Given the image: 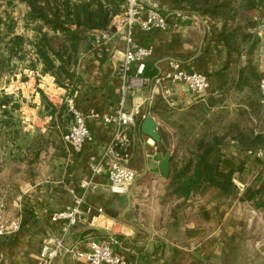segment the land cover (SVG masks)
I'll return each instance as SVG.
<instances>
[{
  "label": "crops",
  "instance_id": "obj_1",
  "mask_svg": "<svg viewBox=\"0 0 264 264\" xmlns=\"http://www.w3.org/2000/svg\"><path fill=\"white\" fill-rule=\"evenodd\" d=\"M144 2L165 13L169 29L135 34L140 45L153 50L145 69L152 83L133 88L125 99L126 111L130 105L132 110L141 108L137 123L128 130L129 166L138 177L127 193L110 191L107 165L99 175L89 166L91 157L104 156L114 134L111 124L92 113L103 115L118 107L123 80L117 66L124 47L119 35L104 42L103 46H108L97 48V54L83 52L79 61L72 63L76 78L70 88L57 84L54 76L42 74L41 64L36 67L41 76L39 83L26 70L24 76L4 85L7 93L33 98L35 105L30 110H36L38 124L29 133L42 135L44 141L38 154L29 150L28 144L23 145L21 160L9 152L13 145H0V182H4L0 198L9 194L14 198L6 203L5 216L22 220L16 235L0 237V264H37L48 236L64 237L65 249L54 264H91L77 252L90 250L95 241L109 242L113 252L128 264H264V189L248 196L264 186V160L247 153L249 149L264 148V143L247 140H264L261 92L256 99L245 90L229 96L210 93L201 98L191 94L183 83L158 81L169 60L180 62L189 72L210 75L220 68L225 49L217 43L209 18L189 14L187 7H177L173 0ZM134 69L129 76L135 75ZM260 69L264 73V36ZM70 96L87 117L92 132L81 152L63 141L61 127L52 125V115L43 102L45 97L59 108ZM198 105L204 106V112L196 109ZM147 111L162 134L156 148L171 152V166L184 150L199 149L191 138L198 139L207 129L213 144L215 137L219 139L216 148L220 149L221 170H233L236 186L242 183L245 191H251L245 195V191L237 190L236 196L226 197L216 186L205 184L188 199L170 195L168 179L146 166L143 144L148 136L141 132V124ZM242 119L243 125H238L237 120ZM87 181L89 186H85ZM77 199H82L81 223L67 227L51 221L54 211Z\"/></svg>",
  "mask_w": 264,
  "mask_h": 264
},
{
  "label": "trees",
  "instance_id": "obj_2",
  "mask_svg": "<svg viewBox=\"0 0 264 264\" xmlns=\"http://www.w3.org/2000/svg\"><path fill=\"white\" fill-rule=\"evenodd\" d=\"M3 1L5 0H0V5ZM13 1L9 0L10 3ZM19 1L27 5L26 19L29 24H35L36 35L34 40H29L23 35L15 34L14 21L8 13L5 12L6 16L0 13V78L10 71L14 59H26L28 55L26 46L30 44L36 56L30 66L35 69L41 64L42 74L54 76L56 83L66 88L72 87L76 78V74L72 71V63L79 61L82 51L98 53L93 43V35L99 31L108 30L113 17L123 10L126 2V0ZM173 2L177 7H187L189 14H197L210 20H224L221 28L216 25L213 27L217 33V43L224 47L225 55L220 68L209 75L218 95L227 96L222 93L228 86L229 89L231 87L238 92H243L247 86H250L249 80L258 81L260 79L257 68L252 64L258 37L254 33H242L244 27L241 22H237L236 25H229V22L235 17H252L250 16L252 10L260 9L261 14L264 0H173ZM258 25L259 19L255 18V21H250L249 27L256 29ZM248 41L250 43L246 44ZM244 48L247 64L245 67H238L237 77L229 78L235 62L239 64ZM255 90H260L258 84ZM43 102L48 113L52 115V125L61 127L63 137L74 119L68 104L64 103L58 108L45 97H43ZM0 106H3L4 110L9 106L12 110H17L20 103L14 95L4 94L0 97ZM196 109L200 112L205 110L203 105H198ZM55 111L57 114H54ZM7 118L3 120L6 126L3 134L7 141L13 143V149L9 151L13 153V158L21 160L20 152L25 144L29 145L27 147L29 150H36L38 154L43 147L42 135L24 133L14 116L9 115ZM195 118L198 120L199 116ZM191 140L199 149H186L178 161L174 160L170 177L167 180L168 193L188 199L196 188L211 184L219 188L223 196H236L238 189L235 183V173L233 170L224 172L220 167V149L216 148L219 139L215 137V144H213L208 138L206 129L198 139L191 138ZM247 140L256 144L264 143V140L258 137H248ZM213 154L215 158L212 159ZM263 189L262 185L259 189L252 190V194L248 196L259 194ZM249 191L251 189H246L244 194L247 195Z\"/></svg>",
  "mask_w": 264,
  "mask_h": 264
},
{
  "label": "built area",
  "instance_id": "obj_3",
  "mask_svg": "<svg viewBox=\"0 0 264 264\" xmlns=\"http://www.w3.org/2000/svg\"><path fill=\"white\" fill-rule=\"evenodd\" d=\"M169 24L165 13L156 6L146 5L144 0H126L124 11L113 17L108 30L99 31L96 35V43L108 42L114 35H119L124 43L121 51L122 57L117 70L123 80L121 85V98L118 107L110 113L103 115L92 113L98 119L114 128L113 137L104 152L102 158L91 157L89 166L91 171L102 174L108 166L110 191L116 194H125L135 183L138 173L129 166L130 153L128 130L137 123L141 115V108L136 107L131 112L125 110V99L129 92L136 87L152 83L150 77L145 76L146 62L153 54L151 47L140 45L135 38L137 31H165ZM257 32L264 36V6L259 18ZM135 67V75L129 76L131 69ZM34 73V71H32ZM159 80H167L172 83H183L188 91L201 98L207 97L212 92V80L206 73L189 72L176 60H169L158 77ZM261 103L264 106V74L259 82ZM69 110L74 115L70 129L63 138L71 149L81 152L87 142L92 138V132L87 122V117L79 110L75 98H67ZM247 153L258 159L264 160V148L249 149ZM91 183L87 181L85 186ZM245 184L237 183L240 192L245 191ZM82 199H77L74 204L52 213L50 219L53 222H62L67 227L75 226L83 221ZM5 204L0 203V237H12L22 228V220L18 217L8 219L5 216ZM65 249L64 237L48 236L44 239L37 264H54L55 259ZM78 257L86 259L91 264H128L127 261L116 255L110 243L100 244L93 242L91 249L77 252Z\"/></svg>",
  "mask_w": 264,
  "mask_h": 264
},
{
  "label": "rangeland",
  "instance_id": "obj_4",
  "mask_svg": "<svg viewBox=\"0 0 264 264\" xmlns=\"http://www.w3.org/2000/svg\"><path fill=\"white\" fill-rule=\"evenodd\" d=\"M124 11V7L123 10L121 12ZM9 14V16L11 17V19L14 21V31L15 34H19V35H23L26 38H28L29 40H34L35 39V24H29L27 19H26V14L28 12V7L25 3L20 2L19 0H14L12 3L9 2V0H5L2 2V4L0 5V13L3 16H6V13ZM120 12V13H121ZM260 9L257 10H252L250 12V16L252 17H235V19L231 20L229 22V25H236L237 22H241L244 30H242V33H254V35H256L258 37V44L257 47L255 49V52L252 56V64L257 68L259 74H260V79L263 76L264 73H262L261 69H260V43L262 41V36H260L257 32V28H252L249 27L250 21H255V18H257V20L260 18ZM211 22H213V26L216 25L217 27L221 28L223 25V19H213L210 20ZM98 34L95 33L93 35V43L96 46V48L99 47H106L108 46V44L106 43L104 46V43H101L100 46H98V43H96L95 39H96V35ZM92 38V37H91ZM251 41V40H250ZM250 41H248L246 44H249ZM26 49L28 51V55L26 57V59L24 60H19V59H14L12 61L11 64V69L9 72H7L6 74H4L3 77L0 78V97H2V95L4 94H10V95H14L15 98L19 101L20 103V107L17 108V110H12L9 106L8 109L5 108L3 106H0V145H3L5 143H9L6 144L7 146H12L13 143H11L10 141H7L5 135L3 134L4 131L6 130V126L3 123V120L8 119L7 116L12 115L15 117V120L17 121V124L19 125V128L21 129L22 132L24 133H29L30 130H32L34 127H37V114L34 113V110L32 112V110H30L31 108H34L33 105H35V102L33 101V98L31 97H22L21 94L16 95L15 93H7L5 90V84H8L10 81H14L16 80L18 77H22L24 76V72H26V70H28L29 75H32L36 78V81L39 83V80L41 79L40 76V72L36 71V68L34 69L33 67H31V61L36 59V56L32 50V46L30 44H27ZM98 51H100L99 49H97ZM245 48L243 49V54L240 57V61L239 64H237L235 62V64L233 65V69L231 70L230 74H229V78H234L237 77V70L239 69L238 67H245L247 64V58H246V52H245ZM83 52L86 51H82L80 56L82 55ZM103 52V51H101ZM32 71H34V73H32ZM247 74V73H246ZM260 79L258 81H254V80H249V85L247 86L244 90L246 92H249L251 95H254L256 99L258 97V95H260V90H255L256 89V85H259ZM229 87V86H228ZM226 87L225 88V92H223L222 94L224 95H233L235 93H241L238 92L235 88H231L230 89ZM227 88L229 90H227ZM51 93H53L51 90H49ZM211 93H216L217 95L219 94L218 92H215L214 90V86L212 84V92ZM228 117V114H225ZM41 116V115H40ZM238 121V125H243V119L240 120L241 122ZM223 122V121H222ZM221 122V126L223 127V124ZM31 135V134H30ZM24 142V141H22ZM13 148V146H12ZM4 182H0V186L3 185ZM4 188V187H3ZM11 191H12V186H11ZM14 198L10 197V194L7 198H0V202L2 201L5 204V209L6 207V203L13 201ZM5 212V210H4Z\"/></svg>",
  "mask_w": 264,
  "mask_h": 264
},
{
  "label": "water",
  "instance_id": "obj_5",
  "mask_svg": "<svg viewBox=\"0 0 264 264\" xmlns=\"http://www.w3.org/2000/svg\"><path fill=\"white\" fill-rule=\"evenodd\" d=\"M132 99V95L128 96V101ZM132 111V106L130 105L127 112ZM141 132L148 136V139L143 144L144 152L146 154V166L147 169L159 170L160 173L165 177L169 178L172 166V154L171 152L158 151L156 146L162 141V134L158 128L157 122L152 115L146 112L144 120L141 124Z\"/></svg>",
  "mask_w": 264,
  "mask_h": 264
}]
</instances>
